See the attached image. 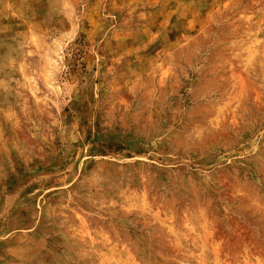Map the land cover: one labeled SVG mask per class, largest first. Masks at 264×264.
I'll return each mask as SVG.
<instances>
[{
  "label": "rangeland",
  "instance_id": "374dc122",
  "mask_svg": "<svg viewBox=\"0 0 264 264\" xmlns=\"http://www.w3.org/2000/svg\"><path fill=\"white\" fill-rule=\"evenodd\" d=\"M0 264H264V0H0Z\"/></svg>",
  "mask_w": 264,
  "mask_h": 264
}]
</instances>
